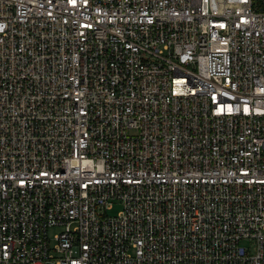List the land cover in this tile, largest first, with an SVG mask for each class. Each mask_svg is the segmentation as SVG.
Returning <instances> with one entry per match:
<instances>
[{
  "label": "built area",
  "instance_id": "built-area-1",
  "mask_svg": "<svg viewBox=\"0 0 264 264\" xmlns=\"http://www.w3.org/2000/svg\"><path fill=\"white\" fill-rule=\"evenodd\" d=\"M0 264H264V0H0Z\"/></svg>",
  "mask_w": 264,
  "mask_h": 264
},
{
  "label": "rangeland",
  "instance_id": "rangeland-1",
  "mask_svg": "<svg viewBox=\"0 0 264 264\" xmlns=\"http://www.w3.org/2000/svg\"><path fill=\"white\" fill-rule=\"evenodd\" d=\"M120 207H121V204L120 203L115 204L114 209L111 210L110 213L115 214L120 209ZM62 229H63V226L62 225H60V226H54V227H51L49 229V234H50V237H51V241H55V238H54L55 233L59 232Z\"/></svg>",
  "mask_w": 264,
  "mask_h": 264
}]
</instances>
